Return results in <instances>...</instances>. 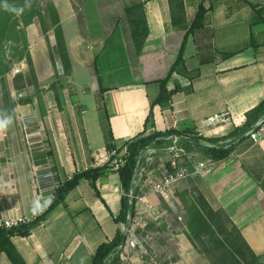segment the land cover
<instances>
[{"label":"crops","instance_id":"0c3cea01","mask_svg":"<svg viewBox=\"0 0 264 264\" xmlns=\"http://www.w3.org/2000/svg\"><path fill=\"white\" fill-rule=\"evenodd\" d=\"M182 3L185 22L179 28L173 25L169 0H48L59 17L71 77L63 76L58 59L51 61L56 39L44 11L41 21L35 18L25 28L41 92L31 91L34 87L25 82L15 85L10 73L5 76L13 100L26 94L22 98L31 101L17 105L11 115L0 112V119L11 121L0 133V223L30 216L43 171L52 170L62 183L108 161L97 104L88 100L100 87L107 90L103 98L117 148L142 133L158 94L155 82L167 76L183 43V62L166 86L179 89L167 114L160 106L153 108L155 128L146 134H195L203 120L227 113L231 122L206 130L204 139L212 146L231 144L229 134L243 127L246 113L264 100V0ZM138 4L144 6L149 33L140 52L126 12ZM201 7L200 27L187 34ZM18 66L25 76L27 64ZM57 77L63 84L61 108L49 90ZM23 119L31 122L27 130ZM122 196L116 174L95 183L81 181L29 236H14L12 242L26 264H91L97 247L122 228L116 222ZM173 196L188 218L187 207L201 201L223 212L264 262V134L258 143L241 136L226 159L180 183ZM147 198L170 208L159 195ZM179 242L178 258L171 264L188 262L192 245L185 235ZM0 264H11L2 251Z\"/></svg>","mask_w":264,"mask_h":264},{"label":"trees","instance_id":"16d2710c","mask_svg":"<svg viewBox=\"0 0 264 264\" xmlns=\"http://www.w3.org/2000/svg\"><path fill=\"white\" fill-rule=\"evenodd\" d=\"M35 1L37 0H0V84L2 86L3 98L1 113L5 116L13 114L17 105L27 104L31 101L30 97L18 98L16 101L13 100L6 88L5 76L10 73L15 62H25L28 67V72L25 76L19 74L14 77L13 82L15 85L18 82H25L27 86H33L36 93L41 92L37 83L36 73L29 53V45L25 32V28L32 24L35 18L39 21L43 18L41 11L35 10L32 5ZM169 2H171L173 25L175 27L183 28L185 19L182 0H169ZM19 9H23V11H17ZM126 12L130 19L135 47L137 52H140L149 34L145 22L144 6L143 4H138L134 7L128 8ZM174 12H176L177 15H174ZM47 13L51 19L52 26L54 27L56 39L55 47L50 50L51 61L54 63L55 59H58L63 69V76L69 78L71 77L72 72L71 62L59 26V17L52 7H47ZM204 13L205 11L201 7L196 21L191 25L187 34L197 27H200V22L198 21L203 17ZM183 48L184 43L182 44L179 55L167 76L164 79L155 82L158 86V94L155 99L150 102V111L144 124V131L135 138L127 141L119 148H117L114 142V137L109 124V116L103 98V94L107 90L100 87L99 92L96 94V104L106 149L109 154L112 151H115L118 155L123 150H126L125 164L117 170L113 169L117 157L110 156L104 165L99 167H88L86 170L74 174L70 179L65 180L55 189L53 192V198L45 206L42 214L33 222L11 229L0 228V251L7 256L11 264H26L25 260L14 246L12 237L29 236L32 230L40 226L46 220L47 215L57 205L65 203L66 196L69 192L75 189L81 181L95 183L98 180H106L110 175L116 174L123 191L121 212L116 218V222L126 225L128 223L127 217L132 213L131 202L127 197V194L133 186L134 174L137 171V164L141 158L143 150L149 147L166 146L168 141H166L165 138L171 135L187 136L188 138L184 140V143L188 150L195 148L205 156L210 157L215 161H220L226 159L231 154L235 146V141L243 135L246 136V133L254 126V124L264 117L263 100L260 104L246 113V121L243 127L235 129L229 134L228 137L232 139V142L227 148L217 146L209 148L203 147L195 138L190 136L191 132L187 131L169 130L163 133L154 131L146 134V130L155 128L153 115V108L155 106H160L165 114L170 111L171 97L178 91L179 86H176L173 91H168L166 86L172 75L178 72V66L183 62ZM49 90L53 91L58 108H61L60 93L63 90V84L59 78L50 84ZM187 209L189 212L188 229L191 236L198 240L207 236L210 237L212 241L216 243L217 248L221 250L219 264H264L263 257L257 256L252 252L241 237L238 229L223 212L219 211L231 226L232 236H234L232 241H224L216 229L211 225L212 219L218 215V212L213 211L206 203L201 201L198 205L191 204ZM122 239L123 232L119 230L112 241L100 244L92 257L91 264H120L117 248L121 245Z\"/></svg>","mask_w":264,"mask_h":264},{"label":"built area","instance_id":"2783aa9c","mask_svg":"<svg viewBox=\"0 0 264 264\" xmlns=\"http://www.w3.org/2000/svg\"><path fill=\"white\" fill-rule=\"evenodd\" d=\"M21 73L22 70L17 65L10 71L13 77ZM21 122L25 126V130L28 129V124L31 123L28 119H23ZM230 122L231 118L227 113L215 114L203 120L200 129L190 136L195 138L203 147H215L204 139V132ZM263 134L264 117L254 124L246 133V136L253 143H258ZM187 138V136L171 135L165 138L168 141L166 146L149 147L142 151L139 160L141 164H137L133 186L127 194L130 202L134 204V210L127 217L128 223L122 225L121 228L123 234H127L125 242L118 247L121 264L125 262L131 264L143 263L144 259L156 264L155 260L160 255H164L165 260L169 262L173 253L178 256V250L181 247L179 236H184L187 231V226L183 220V211L176 214V222H174L168 218L166 211L156 206L147 197L149 195H159L171 208H175L174 203L176 200L173 196V189L193 175H201L206 169L215 164V160L205 156L195 148L188 150L184 143ZM228 146H230V143L218 147L227 148ZM200 153L203 154V157ZM125 155L126 150H123L119 155L115 151L109 154V157H117L113 169L117 170L125 164ZM37 179L39 180L37 201L44 205V209L53 198V192L61 182L57 180L52 170L43 171L37 176ZM46 201L48 202L45 203ZM42 211L34 214L32 210L28 217L3 220L0 223V228L11 229L27 225L38 218ZM128 225L129 229L127 230L126 226ZM150 227L155 230H151ZM162 238H165V244L160 247L156 240ZM167 246L168 248L173 247L174 251L172 252L170 249L167 251Z\"/></svg>","mask_w":264,"mask_h":264},{"label":"rangeland","instance_id":"374dc122","mask_svg":"<svg viewBox=\"0 0 264 264\" xmlns=\"http://www.w3.org/2000/svg\"><path fill=\"white\" fill-rule=\"evenodd\" d=\"M32 5L34 6V9L37 11H41L42 15L44 11H47V7H48V0H37L34 3H32ZM19 62H15L13 67L15 65L18 66ZM12 67V68H13ZM7 88V87H6ZM31 91H36L35 88H32ZM18 95H16V98ZM29 97V96H28ZM88 100H91L92 103L95 102L96 103V96L94 94H92ZM3 106V98H2V86L0 84V112ZM178 191L176 192L177 196ZM175 208H167L166 204H164L163 201H160V206L162 208V210L167 212V216L169 219H174L175 218V214H179L180 212H182V208H180L178 206V203L175 202L174 203ZM218 215H216L212 221H211V225L216 229V231L220 234V237L224 240V241H232L234 239V236H232V230H231V226L230 224L227 222V220L225 219V217H223V215L221 214V212L217 211ZM188 213L187 215H185L184 211H183V220L185 225L187 226V231L185 232V236L186 239L190 242V244L192 245V249L189 248V255L187 258V264H219V258H220V254H221V250H219L217 248V245L214 241H212V239L210 237H204L201 240L191 236L190 231L188 229ZM151 230H155L154 228H151ZM176 229V226H175ZM165 238L156 240V243L162 247L165 243ZM171 250L172 252L174 251L173 247L168 248L167 246V251ZM177 256L173 253L171 261H166L165 260V256L164 255H160L156 261V264H171L172 262H175L177 260ZM148 259H144V262L141 264H155L153 262H151ZM138 263V262H137ZM121 264V263H120ZM123 264H131L129 262H125Z\"/></svg>","mask_w":264,"mask_h":264},{"label":"clouds","instance_id":"9594fccd","mask_svg":"<svg viewBox=\"0 0 264 264\" xmlns=\"http://www.w3.org/2000/svg\"><path fill=\"white\" fill-rule=\"evenodd\" d=\"M17 11H23V9H19ZM11 123L10 119H0V133L4 132L8 125ZM46 201L45 203H47ZM44 205L40 203V201H34L33 203V213L36 214L38 211L43 210Z\"/></svg>","mask_w":264,"mask_h":264},{"label":"water","instance_id":"95a60500","mask_svg":"<svg viewBox=\"0 0 264 264\" xmlns=\"http://www.w3.org/2000/svg\"><path fill=\"white\" fill-rule=\"evenodd\" d=\"M23 95H26V94H21V95H20V98H22V96H23ZM138 164L140 165V164H141V161H139V162H138ZM133 210H134V204L131 202V212H133ZM126 229H127V230L129 229V225H128V226H126ZM126 237H127V234H126V233H124V234H123L122 243H124V242H125V240H126ZM122 243H121V244H122ZM117 250H118V248H117Z\"/></svg>","mask_w":264,"mask_h":264}]
</instances>
